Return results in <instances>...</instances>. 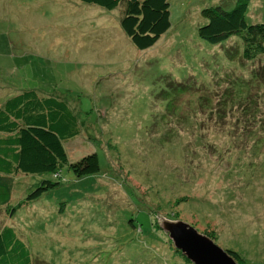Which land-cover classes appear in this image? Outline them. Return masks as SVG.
I'll use <instances>...</instances> for the list:
<instances>
[{"label":"rangeland","instance_id":"1","mask_svg":"<svg viewBox=\"0 0 264 264\" xmlns=\"http://www.w3.org/2000/svg\"><path fill=\"white\" fill-rule=\"evenodd\" d=\"M168 1L170 29L139 50L120 7L0 0V106L25 90L63 98L81 125L64 142L69 162L96 153L100 167L82 178L63 167L59 187L2 215L35 264H192L158 215L210 235L238 264H264V56L244 61L237 36H198L202 9L238 0ZM246 21L264 23V0H249ZM43 179L55 177L15 176L12 200Z\"/></svg>","mask_w":264,"mask_h":264},{"label":"trees","instance_id":"2","mask_svg":"<svg viewBox=\"0 0 264 264\" xmlns=\"http://www.w3.org/2000/svg\"><path fill=\"white\" fill-rule=\"evenodd\" d=\"M79 1L106 10L120 7L121 28L139 50L152 47L171 27L168 0ZM248 6L249 0H238L230 10L220 5L202 9L201 15L206 23L198 28V36L211 45L237 36L243 43V60L254 63L264 56V23L249 24L246 21ZM259 68V82L264 88L263 59ZM80 127L74 109L56 95L25 90L0 106V264H35L39 259L18 231L7 225V219L1 220L3 214L13 216L18 209L59 187L57 180L63 167L71 170L77 178L99 173L96 153L88 154L75 163L68 160L64 142L79 136ZM19 174H51L55 179L41 180L32 191L13 201V179ZM66 209L64 203L55 213L64 214ZM228 252L235 260L240 259L236 252Z\"/></svg>","mask_w":264,"mask_h":264},{"label":"water","instance_id":"3","mask_svg":"<svg viewBox=\"0 0 264 264\" xmlns=\"http://www.w3.org/2000/svg\"><path fill=\"white\" fill-rule=\"evenodd\" d=\"M157 220L159 228L169 237L174 247L192 264H238L227 250L189 223L161 215H158Z\"/></svg>","mask_w":264,"mask_h":264}]
</instances>
